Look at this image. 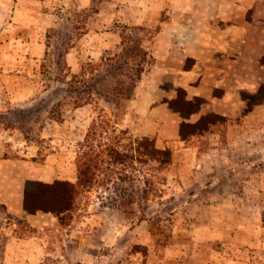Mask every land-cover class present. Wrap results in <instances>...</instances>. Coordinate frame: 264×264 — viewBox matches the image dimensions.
<instances>
[{
  "label": "rangeland",
  "instance_id": "rangeland-1",
  "mask_svg": "<svg viewBox=\"0 0 264 264\" xmlns=\"http://www.w3.org/2000/svg\"><path fill=\"white\" fill-rule=\"evenodd\" d=\"M37 1L44 27L5 32L37 46L1 50L0 155L45 183L76 182L92 158L96 169L62 221L32 227L0 203V264H264V118L224 142L215 171L196 173L171 149L150 160L133 99L154 59L132 81L145 62L134 49L151 55L160 29L149 0Z\"/></svg>",
  "mask_w": 264,
  "mask_h": 264
},
{
  "label": "crops",
  "instance_id": "crops-1",
  "mask_svg": "<svg viewBox=\"0 0 264 264\" xmlns=\"http://www.w3.org/2000/svg\"><path fill=\"white\" fill-rule=\"evenodd\" d=\"M41 4L0 0V76L7 68L1 52L6 45L17 42L27 53L37 46L35 38L7 36L6 29L44 27L33 15L41 12ZM146 8L156 14L160 29L151 49L154 65L136 86L133 99L140 133L155 140L159 149H171L182 165L192 162L196 173L215 171L214 165L222 166L230 153L224 142L242 139L247 119L258 125L264 118V0H149ZM5 14H11L8 22ZM17 92L28 93L29 86ZM207 117L218 119L206 123ZM188 126L197 130L190 132ZM22 162L24 170L16 173L14 162L0 155V203L32 227L46 226L52 214L24 210L25 186L37 178L31 173L35 167Z\"/></svg>",
  "mask_w": 264,
  "mask_h": 264
},
{
  "label": "trees",
  "instance_id": "trees-1",
  "mask_svg": "<svg viewBox=\"0 0 264 264\" xmlns=\"http://www.w3.org/2000/svg\"><path fill=\"white\" fill-rule=\"evenodd\" d=\"M134 51L138 52V55L142 56V62L139 65L137 70L136 80L133 78V82L140 80L143 72H145L146 67L150 65V61L153 60V57L148 53V51L138 46ZM146 59H148L146 61ZM146 63V66H145ZM118 97L117 93L108 92V97ZM109 103V102H108ZM217 117H207L204 119V122H209L210 120L215 121ZM187 130L190 132H195L197 128L188 126ZM148 143L145 151L146 156L151 159H156V155L160 156L163 152V149H159L156 145L155 140L146 139ZM95 162L94 159H90V166L87 168L78 165L76 182H71L67 180H54L52 183H45L40 181H30L26 184V189L24 193V210L27 214H36L38 212L51 213L58 217L62 221L63 215L73 212L77 205V199L79 196V191L81 189H86L88 184L95 176Z\"/></svg>",
  "mask_w": 264,
  "mask_h": 264
}]
</instances>
